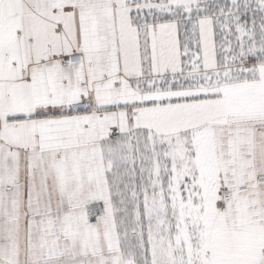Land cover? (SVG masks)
<instances>
[{"label": "snow or ice", "instance_id": "snow-or-ice-1", "mask_svg": "<svg viewBox=\"0 0 264 264\" xmlns=\"http://www.w3.org/2000/svg\"><path fill=\"white\" fill-rule=\"evenodd\" d=\"M0 264H264V0H0Z\"/></svg>", "mask_w": 264, "mask_h": 264}]
</instances>
